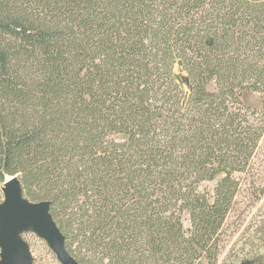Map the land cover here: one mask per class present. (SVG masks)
<instances>
[{"label": "trees", "instance_id": "1", "mask_svg": "<svg viewBox=\"0 0 264 264\" xmlns=\"http://www.w3.org/2000/svg\"><path fill=\"white\" fill-rule=\"evenodd\" d=\"M263 133L264 0H0V181L79 262L237 264L222 228Z\"/></svg>", "mask_w": 264, "mask_h": 264}, {"label": "rangeland", "instance_id": "2", "mask_svg": "<svg viewBox=\"0 0 264 264\" xmlns=\"http://www.w3.org/2000/svg\"><path fill=\"white\" fill-rule=\"evenodd\" d=\"M241 100L245 106L259 108L262 95L256 91L245 90ZM7 178L0 181V203L3 201L1 187ZM240 178L239 189L223 224L224 242L220 258L223 259L230 251L231 256L238 254L237 264H264V222L259 215L264 196L255 188L257 193L252 194L249 188L250 183H253V186L264 185V133L251 159L249 171L240 174ZM214 183L215 181L208 186L211 187ZM19 238L27 245L33 264H61L45 240L34 232H21ZM225 260L228 263L230 257L225 256ZM220 261L219 259L217 264H222Z\"/></svg>", "mask_w": 264, "mask_h": 264}, {"label": "water", "instance_id": "3", "mask_svg": "<svg viewBox=\"0 0 264 264\" xmlns=\"http://www.w3.org/2000/svg\"><path fill=\"white\" fill-rule=\"evenodd\" d=\"M0 264H33L31 253L19 233L32 231L45 240L61 264H87L76 260L65 245V237L50 213L48 201L31 202L22 194L17 176L1 187Z\"/></svg>", "mask_w": 264, "mask_h": 264}]
</instances>
